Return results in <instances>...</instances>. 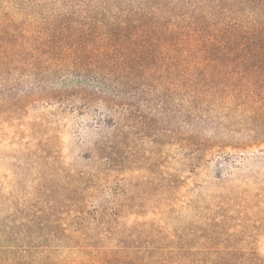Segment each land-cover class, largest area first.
<instances>
[{"label":"rangeland","instance_id":"obj_1","mask_svg":"<svg viewBox=\"0 0 264 264\" xmlns=\"http://www.w3.org/2000/svg\"><path fill=\"white\" fill-rule=\"evenodd\" d=\"M103 1L0 0V33L89 31L111 11ZM114 1L146 16L154 14L146 6L156 1L166 3L160 12L166 18L201 13L200 0ZM223 13L215 10V19ZM152 97L155 108L142 112L148 124L138 113L120 112L112 125H96L82 111L38 104L0 125V220L19 225L57 209L66 218L64 211L75 207L91 224L93 216L110 219L109 211L127 204L140 221L151 222L158 220L151 213L165 208L164 227L175 232L189 259L264 257V137L250 141L253 132L241 112L189 113L193 103L178 91Z\"/></svg>","mask_w":264,"mask_h":264},{"label":"trees","instance_id":"obj_2","mask_svg":"<svg viewBox=\"0 0 264 264\" xmlns=\"http://www.w3.org/2000/svg\"><path fill=\"white\" fill-rule=\"evenodd\" d=\"M101 5L111 11L89 31L0 33V125L38 104L82 111L96 125H112V115L120 112L138 113L148 124L151 118L142 112L155 108L152 96L172 98L178 91L193 103L186 107L189 113L241 112L253 132L250 141L264 137V130H258L264 128L261 0H200V14L167 18L160 15L163 1L146 6L154 10L149 16L133 13L132 6L122 9L114 0ZM215 10L224 12L217 20ZM163 111L156 113L161 117ZM247 145L243 142L241 148ZM122 208L109 211L110 219L93 216L94 224L75 207L64 211L66 218L57 209L31 215L19 225L4 217L0 264H264L257 254L189 259L181 253L175 232L164 227L165 208L153 211L158 220L151 222L140 221L138 211L127 204ZM125 217L131 221L126 226L121 222Z\"/></svg>","mask_w":264,"mask_h":264}]
</instances>
